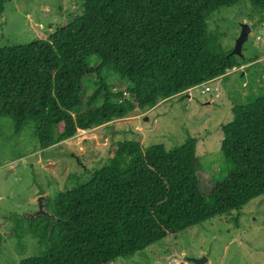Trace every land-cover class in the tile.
Returning a JSON list of instances; mask_svg holds the SVG:
<instances>
[{
  "label": "trees",
  "instance_id": "16d2710c",
  "mask_svg": "<svg viewBox=\"0 0 264 264\" xmlns=\"http://www.w3.org/2000/svg\"><path fill=\"white\" fill-rule=\"evenodd\" d=\"M80 1L81 13L48 38L0 48V118L16 135L32 127L40 151L237 67L205 20L244 0ZM247 1L264 10V0ZM231 112L220 145L230 170L206 196L195 139L171 149L117 141L103 166L44 202L53 222L27 219L41 248L19 264H112L264 196V95Z\"/></svg>",
  "mask_w": 264,
  "mask_h": 264
},
{
  "label": "rangeland",
  "instance_id": "374dc122",
  "mask_svg": "<svg viewBox=\"0 0 264 264\" xmlns=\"http://www.w3.org/2000/svg\"><path fill=\"white\" fill-rule=\"evenodd\" d=\"M80 3L11 0L0 14V48L48 38L81 13ZM205 23L225 52L233 50L242 26L249 28L242 45L243 57H236L237 67L160 101L153 109L134 111L109 125L80 131L72 139L44 151L38 149L32 127L16 135L12 120L0 118V264H19L38 255L41 247L27 222V216L38 212V198L43 197L48 203L57 192L85 181L105 164L117 141L171 149L183 145L188 138L195 139L196 174L204 196L216 179L227 176L230 166L220 152L221 128L231 121L234 106L264 95V10L244 0L212 13ZM111 83L115 90L120 89L114 79ZM205 87L209 91L204 93ZM91 92L87 88L86 96ZM22 233L24 236L19 237ZM200 260L203 264H264V196L237 212L167 235L133 257L112 264H197Z\"/></svg>",
  "mask_w": 264,
  "mask_h": 264
},
{
  "label": "water",
  "instance_id": "95a60500",
  "mask_svg": "<svg viewBox=\"0 0 264 264\" xmlns=\"http://www.w3.org/2000/svg\"><path fill=\"white\" fill-rule=\"evenodd\" d=\"M250 33L249 28L246 25H243L241 28V33L239 35V37L237 38L234 48L233 50L229 53L232 56L238 57V58H242V45L244 44V42L247 40L248 35ZM38 212L35 215H31V216H27L28 219L30 220H34L37 217H44V218H49L51 219L53 222L54 221V217L45 211L44 209V198L43 197H39L38 200ZM180 258V257H179ZM204 261L200 260V261H196L197 264H203Z\"/></svg>",
  "mask_w": 264,
  "mask_h": 264
},
{
  "label": "built area",
  "instance_id": "2783aa9c",
  "mask_svg": "<svg viewBox=\"0 0 264 264\" xmlns=\"http://www.w3.org/2000/svg\"><path fill=\"white\" fill-rule=\"evenodd\" d=\"M195 88H197V87H195ZM208 91H209V88L205 87V89H204V93H205V92H208ZM201 93H203V91H202Z\"/></svg>",
  "mask_w": 264,
  "mask_h": 264
}]
</instances>
